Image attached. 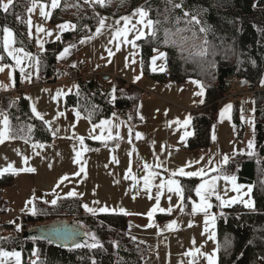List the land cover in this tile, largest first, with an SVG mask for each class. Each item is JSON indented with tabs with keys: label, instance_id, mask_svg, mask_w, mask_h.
Wrapping results in <instances>:
<instances>
[{
	"label": "trees",
	"instance_id": "obj_1",
	"mask_svg": "<svg viewBox=\"0 0 264 264\" xmlns=\"http://www.w3.org/2000/svg\"><path fill=\"white\" fill-rule=\"evenodd\" d=\"M33 2L49 5L50 0H14L9 12L0 10V57L4 63L9 59L4 52L3 28L13 32L14 45L27 52H35L39 63L37 77L32 84L56 82L66 75L63 69H57L56 56L65 47L77 45L87 36L92 35L99 26L102 17L118 18L129 14L141 6L150 9L149 18L159 21L156 25V37L145 36L137 41L140 56L141 73L154 81L166 83L171 81L183 84L194 79L203 86V98L196 107L189 111L191 135L181 146L185 151L208 149L211 145L212 127L217 122L220 103L232 90L236 80L245 82L248 92L254 91V152L252 155L236 153L228 163L220 168L227 176H235L236 181L252 187L251 197L255 207H244L243 203H234L223 208L216 200L212 202L215 214V252L217 264H264V89L260 88L264 78V0H183V11L197 15L201 25L194 27L196 39H189L185 51L171 45H165L166 30L190 27L185 24L181 9H174L172 4L181 0H105L104 6L84 0H59L57 7L50 12V24L69 22L71 29L60 36L59 40L44 45L39 55L34 50L27 32V12ZM1 3V0H0ZM179 18V22H177ZM200 26L209 31L205 36L199 32ZM191 37L192 32H185ZM204 39H207V55L200 56L198 51ZM153 49L165 52L164 72L150 70ZM17 78V75H15ZM18 84L16 83V87ZM116 96L110 103L96 89L94 80H81L75 86V93L66 94L63 108L75 107L89 120L97 123L118 112L128 115L131 123V136L137 122L136 109L142 91L135 85H128L122 90L124 82L115 81ZM258 88V89H257ZM0 108L8 116L10 125L20 137H28L29 143L51 144L52 133L45 123L32 115L26 97L2 96ZM238 106L232 107V119L236 138H241L244 126L240 119ZM32 132L28 133V126ZM21 129H23L21 131ZM11 140V141H14ZM85 148L92 150L103 143L85 139ZM113 144V142H110ZM217 174V173H215ZM13 173L0 176V194L13 182ZM184 187V210H189L195 196L198 178L179 177ZM57 204L37 206L39 214L22 217V222H42L53 217L72 218L84 225L102 243V249L61 248L38 239L24 240L19 233L15 237L0 236V248L6 251H19L22 264H142L148 255V248L134 240L126 233L128 214L109 212L95 216L83 211L80 196L70 198L58 197ZM0 197V208L5 205ZM168 215H156L160 221ZM49 219V220H50ZM48 220V221H49ZM12 225H2L0 229L12 230ZM115 245V246H114ZM36 250L38 255L33 256ZM33 258V260H29Z\"/></svg>",
	"mask_w": 264,
	"mask_h": 264
},
{
	"label": "crops",
	"instance_id": "obj_2",
	"mask_svg": "<svg viewBox=\"0 0 264 264\" xmlns=\"http://www.w3.org/2000/svg\"><path fill=\"white\" fill-rule=\"evenodd\" d=\"M84 2L90 3L94 0H84ZM41 7L49 13L47 18L41 15ZM29 9L27 12L28 38L36 51H42L45 44L58 40L57 36H61L72 27L69 22L50 24V12L53 9L52 0H50L48 6L44 3L37 4L33 2ZM32 12L33 16H30ZM133 12L134 10L122 16L130 17L128 27L131 31L128 34V41L135 39L136 29L140 27L136 24L138 17L132 16ZM122 17H102L105 19L107 26L102 29L101 33L97 34L95 30L92 35L82 39L84 43L80 42L77 45L65 47L69 48V52L65 58L59 60L57 57L65 48L57 54L56 68L64 71L69 69L66 74L70 70H74L77 73L78 81L94 80L96 89L110 103H113V96H116L115 81L117 79L124 82L123 87L128 85L138 87L142 91V98L136 109L137 122L134 125L133 136H131L129 116L115 112L111 117L104 119L110 121L109 125H105L103 129L96 128L91 133L93 136L102 135L104 140L92 139L90 131L93 129V125H99L100 121L92 124L81 114V118L77 119L76 113L78 110L75 107L63 108L65 95L75 93V86L67 82L66 75L58 78L53 83L34 85L32 80L37 77L36 73L38 72L37 63L35 64L34 59L35 54L28 53L32 57V59H28L24 57V53H20L22 60H26L24 65L25 68H28V75L30 76L22 81L20 74L15 72L17 80L14 82L7 65L13 64L14 59L8 57L4 50L9 62L4 63L0 57V68H3V71H0V91L2 95L26 97L30 109L32 110V107L35 106L37 111L43 115L44 123L51 122L53 130L60 129L56 136H53L54 141L51 144H44L45 147L42 150H33L30 143H25L22 140L6 141L5 144L0 145V169L11 163L18 170L17 173H13L12 185L6 188L9 189L18 185V188L22 189L23 185L27 183L26 180L29 179V184L33 185L36 197L39 198L37 199L47 201V204H51V201L58 197H66L70 191H75L81 197L82 205L87 204L90 208L96 209L107 207L109 212L116 213H121L120 209H123L129 218L126 229L127 235L132 240L148 248V255L142 264H208L206 258L208 255L215 253L216 258V222L213 226L210 221L206 230L205 213L198 211L193 214L192 207L193 204H199L198 197L191 200L190 209L186 211L184 205H181V201L165 189L157 206L155 199L157 186L161 180L166 181L169 178V172L155 167V164L158 159L170 171L180 168H184L185 171H198L201 168H206L209 174L205 176V179H209L211 176L217 175L211 169L214 166L218 167V165L210 164V160L219 162L225 155L231 157L236 153L248 154L251 152L250 148L246 149L244 143L245 124L241 119L243 110L238 109L244 126L241 138H236L232 119V107L237 105L238 94L242 93L245 84L241 80L232 83L233 91L231 90V92L232 95H235V98L230 97L231 100H229V97L225 98L230 103L226 107L224 105L219 108L217 122L211 131L210 148L193 151L183 150L181 146L191 135L189 111L194 109L201 101L204 92L203 95L199 94L201 87L190 82L197 81L194 79L179 84L171 81L160 83L145 77L140 71L137 41L135 46L132 43L121 42L119 50H117V41L112 40L114 28L124 27ZM117 20L120 21L119 25L115 23ZM61 24H67L70 27L61 30L58 27ZM37 28L44 31L37 32ZM144 31L147 32V29H144ZM119 39L124 40L123 37ZM37 41L43 44V48L39 47ZM15 48L18 47L15 46ZM109 49L113 52L111 56H109ZM156 54L155 52L153 56ZM164 64L165 60H157L155 65L150 62V70L161 72L160 67L165 68ZM72 65H75V67H72ZM153 68L156 70L153 71ZM93 74H99L100 77L94 79L92 78ZM136 77L140 78L136 79ZM12 83H15V85L17 83L18 86L11 89ZM57 92L62 93V95L57 97ZM228 106L231 107L222 117L221 112ZM247 112L253 116V109H247ZM0 113H4L1 108ZM61 113L63 115H60ZM2 119L3 117L0 116V120ZM185 120L189 121L187 125L184 124ZM0 127H2V124H0ZM109 131L112 133L113 138L111 139L108 138ZM73 133H75V136H73ZM117 133H119L118 138ZM136 133H140L142 138L137 139ZM189 133L190 135H187ZM75 137H83L84 141L87 139L103 144L100 147L82 152L79 162H77L74 149L82 151V147ZM110 142H113V144H110ZM83 148H85V143ZM17 152H19V155H17ZM25 157L28 160L27 164L23 162ZM113 157H115V160ZM145 163L152 165V167L145 169ZM189 164H191V167L187 166ZM81 166L85 168V173H81L79 176L75 175L79 172ZM25 167L34 168L35 171L30 173L19 171ZM148 172L158 173L151 186L150 194L143 187L144 177ZM65 176L68 179L60 183ZM126 176H128V179H125ZM178 178L176 177V179ZM199 183H201V180ZM236 183L241 186L239 192L233 191L231 184L219 180L217 182L219 195L224 200L242 197L244 201H247L249 197L244 194L247 193L248 186L237 181ZM58 184L59 187H57ZM6 188L2 190V194L8 200ZM150 195L152 198H150ZM213 200L220 204V201L215 197H212L209 202L212 204ZM94 201L99 203H94ZM181 207H183V211H181ZM153 208L157 210L153 212L150 220L148 213ZM169 208L171 209L170 213L168 212ZM82 209L85 212L83 207ZM159 209H164V211ZM164 214L168 217L160 221L155 219L156 215ZM208 215L215 216L212 208L209 209ZM172 221H176L175 231L166 228V225ZM150 224L151 226H149ZM190 224L191 226H189ZM212 233H214V239L209 238ZM189 252L192 255H186ZM201 252L205 255L201 256L199 254Z\"/></svg>",
	"mask_w": 264,
	"mask_h": 264
},
{
	"label": "snow or ice",
	"instance_id": "obj_3",
	"mask_svg": "<svg viewBox=\"0 0 264 264\" xmlns=\"http://www.w3.org/2000/svg\"><path fill=\"white\" fill-rule=\"evenodd\" d=\"M95 3L100 4L101 6H104L105 4V0H94ZM169 4H172V0H168ZM14 5V0H7L6 3H0V10L4 11L5 13L9 12L10 8ZM35 6V5H34ZM52 7L55 8L57 7V0H52ZM172 7L174 9H181V11H183V0H181V3H175L172 4ZM29 11H31V9H29ZM41 11V15L44 16L45 18H47L49 16V13L44 11V8L41 7L40 9ZM149 11L150 9H145V7L141 6L138 9H135L134 12L132 13V16H136L138 17V19L136 20V24L140 25L139 28L136 29V35H135V39L132 41H128V34L131 31V29L128 27L129 23H130V17H122L121 19H123L124 21V27L123 28H119V27H115L114 28V34L112 36V40L117 41L116 44V48L117 50H119V45L121 42H125V43H132L133 46H135V42L142 40L145 38V36H151V37H156L157 34V29H156V25L159 24V21H153L151 18H149ZM183 15L185 18V24L189 25L190 27H186V28H177L176 31H170V30H166L165 31V38H164V43L165 45H171L173 47H177L180 49L181 52L185 51V46L188 44L189 39H196L197 38V33L196 31H194V27L197 25H201V21L198 18L197 15H193L192 13L188 12V11H183ZM177 22H179V18L177 20ZM116 25H119L120 21L117 20ZM30 24V21H29ZM106 23H105V19L102 18L99 21V27L96 28V33L100 34L102 29H104L106 27ZM61 30L67 29L68 27H70L67 24H61L58 26ZM133 27H135V25H133ZM144 29H147V32L144 31ZM44 30L41 28H37V32H43ZM209 31V29L206 26H200L199 27V32L203 33L205 36L207 35V32ZM185 32H192V36L188 37L185 36L184 33ZM3 33H4V39H3V44H4V50L8 53L9 56H11L14 60L15 63L17 65H19L22 62V58L20 57V53L24 52L23 49H13L11 48V44L13 43V34L12 32L7 28H3ZM49 35H51V33H49ZM123 37L124 40L121 41L119 38ZM58 40L60 39V36L56 37ZM110 43L112 42L111 40L109 41ZM39 47L43 48V44L40 43L39 41H37ZM81 43H84V41L82 40ZM207 45H208V41L207 39H204L201 46H200V50L198 51V55L200 56H205L207 55ZM152 51L156 52L157 54L155 56L152 57L151 59V64L155 65L157 63V60L160 61H164L167 59L166 53L165 52H161L158 49H153ZM69 52V48H65L57 57V59H63L65 58V56L68 54ZM109 52V56L113 55V52L111 49L108 50ZM24 57L28 58V59H32V57H30V55L28 53H24ZM36 63H39V61L37 60ZM72 67H75V65H72ZM21 72L23 73V68L20 69ZM156 69L153 68V71H155ZM0 71H3V68H0ZM160 71L163 72L165 71V68L163 66L160 67ZM140 77H136V79H139ZM191 83L197 84L201 87V92L199 93L200 95H203V86L202 84H200L199 81H190ZM262 84H264V81H261ZM115 91V90H114ZM60 95H62V93L57 92V97H59ZM113 99H115V96H113ZM203 102V101H201ZM231 106H228V108H226L224 111L221 112V116H224V113L228 111V109ZM32 115L38 119L43 121V115L37 111L36 107L33 106L32 107ZM60 115H63L62 113ZM115 115V114H114ZM0 116L3 117L2 120H0V124H2V127H0V145L5 144L6 141H11L14 139H17V135L14 133L8 116L5 115L4 113H0ZM76 117L77 119L81 118L80 117V113L77 112L76 113ZM89 122H91V118L89 115ZM189 123L188 120L184 121V124L187 125ZM248 123H252L251 121H248ZM110 121L107 120H102L100 121L99 125H93V129L90 131V136L92 139H96V140H104V137L101 136H93L91 133L92 131H94L96 128H101L103 129L105 125H109ZM45 126L48 128L49 131L52 132V135L55 137L56 133L60 131L59 128L53 130L51 127V122H45ZM23 129H21L22 131ZM32 126L29 125L28 126V133L30 134L32 132ZM131 131V130H130ZM187 135H190L187 134ZM73 136H75V133H73ZM119 137V133H117V138ZM22 139H24L25 143H29L30 141V135L28 137H20ZM108 138L111 139L112 137V133L111 131H109L108 133ZM136 138L137 139H141L142 136L140 133H136ZM76 140L79 141V144L82 147V151H76L74 149L75 152V156L77 158V162H79V158L82 155V152H86L89 149L87 148H83L84 145V138L83 137H75ZM213 139H215V137H213ZM31 147L33 148V150L35 149H43L45 146L43 144L40 143H32ZM249 148H252V143L250 142L248 145ZM252 152H249L248 155H252ZM17 155H19V152H17ZM113 159L115 160V157H113ZM230 157L228 156H223L222 160L219 162H215L210 160L209 163L210 164H214V165H218L214 166L211 171L217 173V175L215 176H211V178L209 179H205V176H208V170L206 168H201L198 171H185L184 168H180L174 171H170L169 169H167L166 167H164V164L162 161H159L157 159V162L155 164V167L157 168H162L163 171L165 172H169V178L165 181V180H161V182L159 183V185L157 186V192L155 193V199L157 202V206L159 205V200H160V196L163 194V191L166 189V191L168 193H172L174 194L180 201H181V205L183 204L184 201V187L183 185L176 179V177H185V178H198L201 180V183H199L194 191H195V196L199 198V204H193L192 207V212L193 214L197 213L198 211H202L205 213V225H206V230H207V225L209 224V222L211 221L213 226H214V222L216 217L214 215L210 216L208 215L209 209L212 208V204L209 202L210 199L212 197H215L218 201H220L219 207L223 208L225 206H230L231 204L240 202L243 203L244 207L246 208H254V201L251 197V193H252V187L249 186L248 187V191L247 193H245L244 195H248V200L244 201L242 199V197L236 198V199H231V200H224L218 193L217 188H218V184L217 182L219 180H224L226 184H231L232 185V190L239 192L241 186L238 185L236 183V177L235 176H227L224 175L221 171L220 168H222L224 165H226L229 161ZM24 164L28 163L27 157H25L23 159ZM188 167H191V164L187 165ZM152 167V165H148L147 163H145L144 168L145 169H150ZM17 169L13 167V165L11 163H9L7 165V167L0 169V176H3L6 173H17ZM19 171H23V172H34L35 169L34 168H30V167H25L23 169H20ZM81 173H85V168L83 166L80 167L79 172H77L75 175L79 176ZM158 176V173L155 172H148V174L144 177V190L147 193H151V186L153 184V181L156 179V177ZM68 177L65 176L62 178L60 183H63V180H67ZM125 179H128V176L125 177ZM133 179H135V177H133ZM57 187H59V184L57 185ZM226 191V189H225ZM77 193L75 191H70L67 193V196L70 198H74L77 197ZM150 198L151 195H150ZM169 199H171V197H169ZM29 203H32L31 201H29ZM45 203H47V201H45ZM94 203H99L98 201H94ZM51 204L53 206H55L57 204V200L53 199L51 201ZM81 207L84 208L86 213H89L93 216L97 215V214H106L109 213V209L107 207H101V208H90L87 204H83L81 205ZM157 209L153 208L149 213H148V217L151 220L152 218V214L153 212H155ZM160 211H164V209H159ZM31 213L33 215L39 214L37 212V209L35 207H33L31 210ZM181 211H183V207H181ZM120 212L123 214H127L126 212H124L123 209H120ZM168 212H171V209H168ZM175 225H176V221H172L171 223H169L168 225H166V228L170 231H175ZM151 226V224L149 225ZM191 226V224L189 225ZM83 227V226H81ZM21 229L19 227L16 228V231H20ZM76 233H72L71 236H75ZM71 236L69 238H71ZM84 236L87 237V239L83 242V243H76L74 246L76 248H88L89 250H93V249H102L103 245L102 243L97 239L96 235L94 233L91 232H85ZM210 239H214V233L209 235ZM3 239V238H0ZM115 246V245H114ZM199 251V250H197ZM201 256L205 255L204 253H199ZM33 256H37L38 253L36 250H33L32 252ZM186 255H192L191 252L186 253ZM207 261L208 264H217V260L215 258V253L208 255L207 257ZM22 264V260H21V252L19 251H6L2 248H0V264ZM31 264H37L36 260H33L31 262ZM92 264H96V261L93 260Z\"/></svg>",
	"mask_w": 264,
	"mask_h": 264
},
{
	"label": "rangeland",
	"instance_id": "obj_4",
	"mask_svg": "<svg viewBox=\"0 0 264 264\" xmlns=\"http://www.w3.org/2000/svg\"><path fill=\"white\" fill-rule=\"evenodd\" d=\"M6 2H7V0H1V3H6ZM35 3L42 4V2H35ZM30 16H33V12L30 13ZM12 34H13V32H12ZM12 39L14 42V35H13ZM11 48L16 49L14 46V43L11 44ZM36 52L39 55L40 51H36ZM22 53H25V51ZM26 53H34L35 54V52H27V51H26ZM7 55H8V53H7ZM8 57L12 58L9 55H8ZM34 59H35V64H36V61L38 60L36 57V54H35ZM25 61L26 60L23 59L19 65H17L15 63V60H13V64H7L8 69H10V71H11L12 78H13L14 82H16L15 80H17V78L15 77V72L20 74L22 81H24L26 77L30 76V75H28V72H29L28 68H25V65H24ZM21 68H23V73L20 70ZM263 81H264V78H263ZM244 84H245L244 89H243V91H241L242 92L241 94H238L239 100L236 101V104L239 107V109L243 110L241 113V119H242L243 123L245 124V131H244L245 141H244V143L246 145V149L249 148L248 145L251 142L252 148H250V149H251V152L253 153L254 152V121H253V116H251V114H248L247 109L248 110L253 109V113H254L253 99H252L254 91L248 92V86L245 82H244ZM15 87H16L15 83H12L11 89H14ZM127 88H128V86L122 87V90H125ZM241 88H242V86H241ZM260 88L264 89V84L261 83ZM232 91H233V87H232ZM251 94H252V96H251ZM227 97H229V100H231L232 98H230V97L235 98V95H232V92H231ZM227 97H225V98H227ZM229 103H230V101H228V100H222L220 103V107H222L224 105L226 107V105H228ZM224 108H222V109H224ZM249 113H251V112H249ZM248 121H251L252 123L250 124V123H248ZM12 177L14 179V174L12 175ZM16 179H17V176H16ZM26 182L27 183L23 185L22 189H19L18 185L11 187L9 189L6 188L7 191L9 192V193L6 192L8 197H9L8 200L5 198V195L0 194L2 201L4 199H5L4 201H6L5 202L6 204L0 208V227H2V225H12L11 226L12 230L0 229V236L15 237L19 233L22 234L23 231H25L26 229L31 228L33 226L46 224L49 222H56V221L64 220V219L71 220L74 223L82 225L81 223H79L76 220H73L72 218H65V217H63V218L62 217H53L52 219H50V217H48L50 220L46 219V220H43L42 222H31V223H25L24 224L21 221L22 217L33 215L30 211L33 207L37 208V206L40 207L43 204H45L44 201L38 200L39 198L36 197L35 191L33 189V185L29 184L30 180L27 179ZM24 189H26V190H24ZM31 193H32V196H31ZM29 201H31L32 203H29ZM82 226H83L85 232H90L84 225H82ZM17 227H19L21 230L16 231ZM13 251H16V250H13ZM21 260H22V255H21ZM13 264H14V262H13Z\"/></svg>",
	"mask_w": 264,
	"mask_h": 264
},
{
	"label": "water",
	"instance_id": "obj_5",
	"mask_svg": "<svg viewBox=\"0 0 264 264\" xmlns=\"http://www.w3.org/2000/svg\"><path fill=\"white\" fill-rule=\"evenodd\" d=\"M81 226L71 220L64 219L28 228L23 231L21 237L24 240L38 239L61 248H71L76 243H83L87 239L84 236V228ZM72 233H76V235L71 236ZM70 236L71 238H69Z\"/></svg>",
	"mask_w": 264,
	"mask_h": 264
},
{
	"label": "built area",
	"instance_id": "obj_6",
	"mask_svg": "<svg viewBox=\"0 0 264 264\" xmlns=\"http://www.w3.org/2000/svg\"><path fill=\"white\" fill-rule=\"evenodd\" d=\"M100 75L99 74H93L92 78H99ZM66 79L67 82L70 83V85L72 86H76L78 83V77H77V73L74 70H70L67 74H66ZM2 92L0 91V99L2 98ZM29 260H33V258H30Z\"/></svg>",
	"mask_w": 264,
	"mask_h": 264
},
{
	"label": "bare ground",
	"instance_id": "obj_7",
	"mask_svg": "<svg viewBox=\"0 0 264 264\" xmlns=\"http://www.w3.org/2000/svg\"><path fill=\"white\" fill-rule=\"evenodd\" d=\"M223 100H225V99H223Z\"/></svg>",
	"mask_w": 264,
	"mask_h": 264
}]
</instances>
